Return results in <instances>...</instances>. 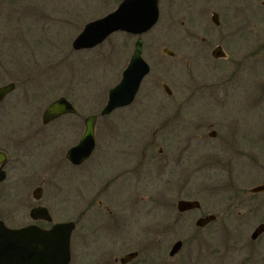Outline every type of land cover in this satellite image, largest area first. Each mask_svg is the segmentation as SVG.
Instances as JSON below:
<instances>
[{"label": "rangeland", "instance_id": "rangeland-1", "mask_svg": "<svg viewBox=\"0 0 264 264\" xmlns=\"http://www.w3.org/2000/svg\"><path fill=\"white\" fill-rule=\"evenodd\" d=\"M119 2L120 0H0V86L13 81L17 83V89L10 96L9 102L4 103V107L13 106V110L9 114L2 112L1 119L5 127H0V142L3 143L0 146H5L11 139L16 141L18 139L21 143L20 151L14 158V161H17L16 172L0 186L1 209L3 208L0 219L9 227L17 228L31 223L29 212L33 204L32 193L43 179L46 181L43 201L51 206L54 223L75 220L81 187L103 183L120 160L136 158L139 148H142L139 141L142 137L156 138L155 143H158L160 131L157 129L158 113L155 109L163 103L164 97L161 94L156 95L157 98L146 100L148 108L138 117L136 114L138 106L141 105L139 102L130 109L120 110L121 112L116 115L99 118L96 160L100 166L95 168L92 177L86 178L83 182L80 176L77 177L78 174L71 175L63 171L61 165V158L67 149L66 144H74L76 141L64 138L63 133L47 137L29 128L32 123L35 129L39 128L42 123L41 116L47 105L62 96L72 101L84 112L85 117L93 113L100 114L106 104L109 90L120 78L125 66L122 44L130 39L118 33L97 48L82 51H75L72 43L86 24L115 10ZM222 3L221 0H208L195 4L188 0L186 12H182V8L177 4L176 11L170 9L162 13L158 26L179 28L184 22L187 27L204 30L213 25L211 9L221 13ZM207 8L210 9L207 11ZM232 9H237L238 13L235 3L232 4ZM237 13L233 11L232 13L226 11L224 15L222 13L224 17H221L222 30L239 25L234 15ZM156 31L161 30L157 29L154 32ZM203 35L201 33L200 36ZM148 40L150 43V37ZM153 46L161 59H158V63L154 59L151 61L156 63V69L164 66L166 69L162 72L169 78L189 80L195 75L202 80L209 79L210 72L201 60L181 64L177 63V59L162 57L164 47L172 49L179 57L202 56V49L180 47L176 42L169 40H162ZM229 49L231 59L241 57L236 46ZM222 64H226L224 66L228 68L226 72L232 74V62ZM168 67L171 70H168ZM155 68L152 74H156ZM261 73L264 83V70ZM244 83L248 85V80ZM189 92L181 94L180 101L182 105L194 108L182 111L184 117L196 118V122H206L211 116L226 119V122L238 131L243 127L244 131L253 132V128H258L256 126L264 125L263 114L260 118H253L247 113V107L244 105L250 97L246 91L231 93L223 102L214 104L207 99L198 101L194 94ZM263 100L264 97L260 106L264 108ZM70 121L68 117H63L50 125L49 131L52 132L53 128H57L53 132L59 131ZM247 140L252 141L251 138ZM159 143L163 144L160 140ZM163 145L168 153L176 148L172 142ZM206 146L195 145L196 158L204 159L206 167L202 169L213 171L215 174L213 181L206 179L205 173L198 176L197 180L211 186V191L220 195L212 207L215 205L217 209L222 210V218L224 216L228 218L227 223H222L221 219L209 229L214 236L212 243L214 246L221 245L223 249L226 245L227 264H264V235L257 241L251 240L255 228L264 222V205L257 204L259 199H254L255 197H251L250 194L246 196V203L239 206H233L226 200L231 190L226 187L229 185V177L225 178L223 171L226 169L220 161L211 165L210 156L221 160L218 153L224 154L219 143H210ZM158 148L156 144L149 153L156 155ZM243 148L244 153L238 162L235 161L237 165L233 176L239 178L246 191H251L262 180L264 144L255 146L246 143ZM197 166L200 167L199 162ZM232 179L231 183L236 177ZM201 183L197 182V186H201ZM207 205L210 203L207 202ZM78 232L76 230L72 237L71 264H92L91 254L85 253L86 247H83L86 242L80 240ZM205 251L210 256L209 250Z\"/></svg>", "mask_w": 264, "mask_h": 264}, {"label": "flooded vegetation", "instance_id": "flooded-vegetation-1", "mask_svg": "<svg viewBox=\"0 0 264 264\" xmlns=\"http://www.w3.org/2000/svg\"><path fill=\"white\" fill-rule=\"evenodd\" d=\"M122 1L120 0L118 6ZM191 1L196 4L208 0ZM221 1L223 2L221 13L211 9L212 16L214 13L219 15L220 25H215L212 22L213 25L204 30L187 27L184 22L179 28L168 25L159 27L162 13L164 14L170 9L176 11L177 4L179 8H182V12H186L188 3V0H159L160 17L154 27L141 35L118 32L126 35L130 41L122 44L121 51L125 59V66L121 71L120 78L114 82L112 88L119 84L124 70L130 65L139 38H142V57L150 66V71L141 81L134 101L128 106L118 108L110 116L116 115L121 112L120 110L130 109L139 102L141 105L138 106L136 114L138 117L148 108L145 101L161 94L164 97L163 103L155 109L158 113L156 122L160 136L157 139L158 143H155L156 138L142 137L139 139L142 148H139L136 158L120 160L103 183L86 185L79 189L77 216L75 220L70 221L75 222L73 234L78 230L80 240L86 242L83 247H86L85 253L91 254L92 264H227L226 245L224 249L221 248V245H219L220 247L214 246L212 243L214 236L209 229L218 220L222 219V223H227L228 218L225 216L222 218V210L217 209L215 205L212 207L213 202L220 195L211 191V186H206L197 180L198 176H203L205 173L206 179L213 181L215 173L202 169L206 165H204V159L196 158L195 145L207 147L206 145L210 143L220 144L224 155L218 153L221 160L210 155L211 165L218 164L220 161V164H223L226 169L223 171L226 175L225 178L229 177V185L226 187L231 189L230 193L228 192L230 195L226 196L227 201H230L233 206H239L246 203V196L250 194L251 197H255L254 199H259L257 204L264 205V190L253 191L258 187L264 188V172L260 184L252 188L251 191H246L239 178L233 176L237 165L235 161L238 162L244 153L245 144L255 146L264 144V125L256 126L258 128H253V132L244 131L243 127L241 131H238L235 127L230 126L226 119H217L211 116L206 122H196V118L189 119L182 115V111L194 108L181 104V94H186V91L193 93L198 101L207 99L213 104L223 102L225 98L236 91L239 93L246 91L249 93L250 100L244 106L247 107L249 116L260 118L261 114L264 115V108L260 106L262 97H264V83H262L263 76L261 75L264 70V0ZM234 3L238 7V13L237 9H232ZM209 9L207 8V11ZM226 11L237 13L234 15L239 25L227 27L224 31L221 29V17H223L222 13L224 15ZM157 29L161 31L154 32ZM151 33L154 34L151 35ZM201 33L204 35L200 36ZM148 37L151 39L150 43ZM162 40L174 41L180 47L202 49V56L179 57L178 53L164 47L162 48V57L177 59V63L181 64L201 60L210 72L209 79L202 80L195 75H192L189 80L175 77L171 79L162 72L166 69L164 66L156 69V63L151 59L158 63V59L161 57L159 58L153 45L162 42ZM233 46H236L240 51L241 57L238 59L230 58L229 48ZM227 61H231L233 65L230 75L226 72L228 68L224 67L226 64H222ZM154 68L156 74H152ZM168 70L171 69L168 67ZM245 80H248V85L244 83ZM13 82L15 83V81ZM12 93L0 103V110H3L0 111V127H5L1 119L2 112L9 114L13 110V106L12 108L4 107V103L9 102ZM194 102L196 103L195 100ZM73 105L76 107L74 103ZM76 109L77 113L65 114L47 124L41 121L42 123L37 129L33 127L34 123H32L29 128L34 129L37 133H43L47 137L63 133L64 138H71L72 142L75 140L74 144H66L67 149L61 158V165L63 171L71 175L78 174L77 177L80 176V180L83 182L86 178L92 177L95 168L100 166L96 160L97 142L91 155L80 163L73 162L68 153L79 144L83 137L86 119L90 115L98 113L85 117L84 112L77 107ZM35 114L34 116H36ZM42 117L43 114L41 119ZM63 117H68L71 121L66 125L63 124L65 127H61L59 131L53 132L57 129L53 128L50 132V125ZM97 133L98 122L95 128V138ZM252 133L258 135L253 136ZM247 138H251L252 141ZM159 140L163 144L172 142L176 148L171 149L168 153ZM1 144L3 143L0 142ZM156 144L159 146L157 154H150V150L154 149ZM20 148L21 143L18 139L17 141L11 139L6 142L5 146H0V158H3L0 168L5 171L6 175L5 179L0 181V186L16 172L17 161H14V158ZM203 155L205 156V154ZM198 162L200 167L197 166ZM12 163H14L13 166ZM232 177H236L233 183H231ZM45 182V179L39 181L38 186L33 190L31 209L38 206L47 208L52 216V221L29 217L30 224L50 228L54 224V219L51 206L43 201ZM197 182L202 185L198 187ZM37 188H41V192H38L39 199L34 197ZM1 193L0 191V212L3 209H1ZM261 197L262 200H260ZM181 202H194L195 205L189 209H182ZM207 202L210 203L209 206ZM227 214L228 212L225 215ZM209 216H214V219L204 225L199 223ZM260 224H264V222ZM252 235L251 240L257 241L264 233L255 239ZM90 242L94 245L91 246ZM205 249L209 250L211 257L206 254ZM198 250L200 253H197ZM85 253L83 251V255Z\"/></svg>", "mask_w": 264, "mask_h": 264}, {"label": "water", "instance_id": "water-1", "mask_svg": "<svg viewBox=\"0 0 264 264\" xmlns=\"http://www.w3.org/2000/svg\"><path fill=\"white\" fill-rule=\"evenodd\" d=\"M159 0H124L120 6L107 16L88 23L76 37L73 47L76 50L93 48L104 42L117 31L142 34L150 30L159 20ZM212 21L219 25V15L214 13ZM136 51L130 65L123 72L121 82L110 90L108 100L101 115L107 116L115 109L129 105L139 89L143 78L149 73L150 66L142 57V38L137 40ZM15 89L14 83L0 87V102ZM77 113L74 106L61 97L52 102L43 114V122L50 121L67 113ZM98 116L91 115L86 119V129L79 144L73 147L68 155L73 162L80 163L87 159L95 147V128ZM3 158H0V162ZM6 177L0 168V181ZM263 187L253 189L263 191ZM35 197H39L35 193ZM182 209L192 208L194 202H181ZM35 219L44 218L52 221L47 209L39 207L31 211ZM214 219L209 216L204 221ZM75 228L74 222H63L44 229L36 225L21 228L8 227L0 220V264H70L71 236ZM264 232V224H260L253 232L255 239Z\"/></svg>", "mask_w": 264, "mask_h": 264}]
</instances>
